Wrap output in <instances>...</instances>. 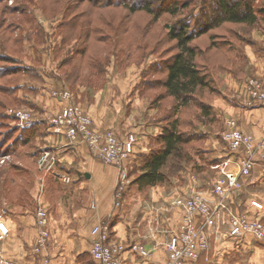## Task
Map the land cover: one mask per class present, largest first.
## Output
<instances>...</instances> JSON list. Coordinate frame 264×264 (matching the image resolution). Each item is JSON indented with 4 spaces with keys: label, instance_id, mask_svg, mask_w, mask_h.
<instances>
[{
    "label": "rangeland",
    "instance_id": "obj_1",
    "mask_svg": "<svg viewBox=\"0 0 264 264\" xmlns=\"http://www.w3.org/2000/svg\"><path fill=\"white\" fill-rule=\"evenodd\" d=\"M107 1L110 0H101L100 4L95 6L91 0H0V215L2 223L8 229V236L6 233L0 244L10 238L11 231L5 217L15 219V207L22 208L23 211L36 209L31 192L36 190L44 176L37 164L38 157L43 152L44 145L48 144L46 138L53 136L46 119L50 114L55 116L61 110L63 101L59 95L69 90L75 103L81 105L91 116L94 128L98 131L113 133L118 137L134 134L139 144V132L130 129H98L93 117V112L102 111L104 108L103 104L97 106V92L104 85H108L109 81L124 79L129 82L128 94L123 104H118L117 112L125 116L131 110L139 108L140 104L137 105L135 101L139 99L137 96L143 93L152 107H160L151 118L154 124L160 125L158 136L156 134L159 138L163 128L172 119L174 104L172 100L165 98L160 85L165 75L153 70V67L163 65L177 52L176 42L167 37V26L183 20L190 24V31H198L210 24L221 10L220 0H113L112 5H108ZM142 1L152 2L153 14L145 11L130 12L129 7H135L137 2ZM226 1L230 4L241 0ZM243 1H249V5L258 11L255 24L224 23L213 27L192 43L201 51L198 64L200 68L208 71L214 91L204 90L188 107L180 111L183 112L180 130L186 134L190 143L186 144L181 152L182 160L174 156L164 168L170 180L174 179V175L177 176L174 174L176 170L178 173L185 172L184 174L188 173V170L199 171L196 165L191 168V162L182 164L185 160L189 163L193 156L202 157L209 162L214 161L216 157L213 154L203 151L205 141V146H209L213 139L218 138L221 140L222 146L219 147L222 152L227 150L229 153L228 145L224 141V135L229 128L225 130L223 125L224 134L215 135V129H218L220 123L217 112L213 108L210 111H202V104L209 106V102L217 96L230 92L229 84L223 79L224 74H228L230 80L235 79L238 82L254 78L258 72L256 64L250 63L254 60V55L255 59L262 63V70L264 69V0ZM172 8H178L176 15L167 12ZM156 14H160L157 21L154 20ZM250 47L254 55L251 54ZM137 85V90L140 91L132 95ZM115 86L117 88H113L114 96L106 101L110 114L115 113V102L120 99L116 93L122 92L118 84ZM149 89L153 90L145 94ZM131 106L135 108L131 109ZM17 111L30 114L32 124L21 125L15 115ZM125 123L127 124V118ZM156 145L157 143L154 145L155 149L159 147V143ZM140 156H144V153H135L128 165L130 179L140 175L139 170L143 162V157ZM60 166L58 160L54 170L62 172ZM197 167L201 168L198 164ZM179 175L182 176L183 173ZM192 175L196 176L194 173ZM210 175L212 189L218 171L211 168ZM54 178L51 174L44 178L48 198L50 194L53 197L60 195V187L63 188L65 184L60 178ZM191 182L192 186H196L195 178L192 177ZM193 193L178 200V227L182 223L178 204ZM228 205V210L222 214L221 220L228 225L229 232L224 233L223 225L218 223L210 228L207 235L209 250L201 255L204 256L196 264L209 255L216 234L222 233L231 237L230 216L238 214L230 207L232 203ZM240 215L264 224L263 218L259 216H250L247 213ZM51 238L52 235L46 249ZM37 239L38 233L32 247L35 256ZM255 242L260 245L259 248H263L262 242L254 240ZM0 251L8 259H12L1 247ZM92 257L91 253L92 264H95ZM45 259L46 256L41 259L43 264ZM238 264L253 263L242 259ZM256 264H264V258H260Z\"/></svg>",
    "mask_w": 264,
    "mask_h": 264
},
{
    "label": "crops",
    "instance_id": "obj_2",
    "mask_svg": "<svg viewBox=\"0 0 264 264\" xmlns=\"http://www.w3.org/2000/svg\"><path fill=\"white\" fill-rule=\"evenodd\" d=\"M251 54H255L252 48ZM253 57L256 58L255 55ZM255 58L250 63L256 64L258 68L256 76L264 81L262 63ZM227 75L224 74L223 79L229 84L230 92H226L224 96L219 95L209 102L210 107L217 112V119L220 121L218 129H215L217 132L215 135H223L225 132L222 133L223 125L227 130V122L233 119L237 122L239 129L260 140L264 136V108L249 103L247 81L230 80ZM118 79L109 81L108 85H104L97 92L95 96L97 106L103 104L104 108L102 111L93 112L95 124L98 129H130L139 132L140 141L137 144L136 155L138 152L148 154L155 149L154 145L157 143L156 146H158L159 143L157 133L160 125L154 124L151 120L159 109L152 107L149 99L142 93L141 96H137L140 100L135 101L137 105L140 104L139 108L131 106V109L132 107L135 109L125 116L117 112L118 104H123V100L126 99L129 85V82L124 79ZM117 84L122 92L116 93L120 99L115 102V113L110 114L106 108L108 104L106 101L114 96L113 88H117L115 86ZM137 87L138 85L132 95L139 93L140 90H137ZM152 90L145 91V94ZM46 140L48 144L44 145L43 150L49 148L54 152L61 163L62 172L59 173L69 175L71 183L64 184L63 188L60 187L61 194L57 197L50 194L48 198L44 178L49 174L52 178L59 179V177L52 172L43 171L45 177L43 176L36 190L31 192L36 202V209L34 207L35 210L23 211L22 208L15 207V219L5 217L11 235L8 240L0 244V247L19 264H43L41 259L44 256L49 258V264H92L91 248L94 241L92 230L103 223L110 224L112 239L125 244L128 248L122 256V264H166L168 255L165 244L170 233L178 227V200L195 192L213 203L214 199L210 194L211 168L231 155L226 149V152H222L220 139H213V143L209 146H205L207 143L205 141L203 151L213 154L216 157L214 159L216 163L210 161L211 165L202 157L193 156V159H189V163L185 160L182 164L191 162V168L196 165L199 171L188 170V173L184 174L185 172L178 173L176 170L174 174L177 176L174 175L173 180L168 178L169 182L155 187L140 188L136 183L138 176L132 177V184L123 195L121 205L115 207V191L119 181V171L116 168L94 159L86 145L71 146L64 138L51 135ZM197 164L201 167L200 169ZM229 170L234 172V166H230ZM139 172L141 174L140 170ZM181 173H183L182 176L179 175ZM193 173L195 177L191 176ZM192 177L197 180L196 186H192ZM242 183V188L227 201V205L232 203L230 207L236 214L247 213L250 216H259L264 221V165H257L252 176L243 179ZM192 187L193 190H191ZM41 204L49 212L52 238L42 255L35 256L32 253V247L38 233L36 213ZM218 224L223 225L224 233L229 232V227L224 221L220 220ZM214 237L210 253L205 257L206 260L202 259L201 264H238V261L242 259L256 264L260 258H264V246L261 245L263 248H259L260 245L254 243L250 237L238 242L233 237L222 233ZM132 246L143 248L150 253L149 256H142L141 253L132 250Z\"/></svg>",
    "mask_w": 264,
    "mask_h": 264
},
{
    "label": "built area",
    "instance_id": "obj_3",
    "mask_svg": "<svg viewBox=\"0 0 264 264\" xmlns=\"http://www.w3.org/2000/svg\"><path fill=\"white\" fill-rule=\"evenodd\" d=\"M248 101L264 108V81L258 77L250 78L246 82ZM63 105L59 113L47 117L49 131L53 137L64 138L68 145L83 144L88 147L92 157L99 162L112 166L119 171V183L115 192V207L121 205L123 195L132 181L129 177L128 165L134 157L137 148V138L134 134L118 137L113 133H102L94 128L91 116L85 112L81 105H77L74 96L68 91L60 95ZM16 118L24 125L31 122L28 113L17 111ZM228 131L224 135L230 156L212 168L218 171V177L212 186L210 194L214 199L211 203L198 193L179 202L182 223L173 230L165 244L168 251L166 264H196L209 250L208 230L214 227L228 210L227 201L234 193L242 188L243 179L252 176L257 165L264 164V136L257 140L254 136L239 129L237 122H228ZM5 161L3 160L2 163ZM39 168L47 173L53 172L63 183L70 184L69 175L56 172L53 168L58 164L56 155L49 148L43 150L38 157ZM235 170L230 171L229 167ZM232 214V213H230ZM38 225V239L35 252L42 254L50 240V216L46 207L41 204L36 213ZM230 216V215H229ZM231 237L237 241L251 237L264 244V224L258 220H251L244 215H231ZM0 215V242L8 232L2 223ZM94 236L92 258L95 264H122V256L127 252L125 244L114 241L111 237L109 223H103L92 230ZM8 236V233H7ZM132 250L148 257L149 252L139 246H132ZM44 264H49L46 257ZM0 264H19L8 259L0 251Z\"/></svg>",
    "mask_w": 264,
    "mask_h": 264
},
{
    "label": "trees",
    "instance_id": "obj_4",
    "mask_svg": "<svg viewBox=\"0 0 264 264\" xmlns=\"http://www.w3.org/2000/svg\"><path fill=\"white\" fill-rule=\"evenodd\" d=\"M91 1L95 6L101 2V0ZM247 2L245 3L241 0L240 2L229 4L226 0H220V14L205 28L198 31H190V24L183 20L175 25L167 26V37L170 41L176 42L175 48L177 52L169 60H166L163 65L153 67V70L162 72L165 75L160 85L163 88L165 98L172 100L174 103L172 105V119L168 121V125L163 128L158 138L159 147L152 150L149 154L140 156L143 157V162L140 166L141 174L136 180L140 188L155 187L168 181L164 168L174 156H177L178 160H182L183 155H181V152L184 146L190 143V140L186 138V134L180 130V121H183V112L180 113V111L188 107L194 98L203 93L204 90L214 91L209 80L208 71L206 72L204 68H200L198 64L201 51L192 43L207 34L213 27L224 23L255 24L258 18V11L249 5V1ZM106 3L112 5L113 0ZM151 5V1L137 2L135 7H129V10L131 13L145 11L148 14H153ZM167 12L171 15H176L178 8H172V10ZM158 15L160 14L154 15L155 21L159 19L160 16ZM102 37L105 36L102 35ZM201 108L202 111H210L211 109L210 105L207 106L206 104H202ZM30 123L32 124V122Z\"/></svg>",
    "mask_w": 264,
    "mask_h": 264
},
{
    "label": "water",
    "instance_id": "obj_5",
    "mask_svg": "<svg viewBox=\"0 0 264 264\" xmlns=\"http://www.w3.org/2000/svg\"><path fill=\"white\" fill-rule=\"evenodd\" d=\"M86 176H87V177H89V175H88V174H86Z\"/></svg>",
    "mask_w": 264,
    "mask_h": 264
}]
</instances>
